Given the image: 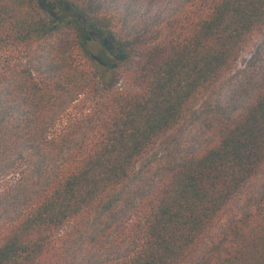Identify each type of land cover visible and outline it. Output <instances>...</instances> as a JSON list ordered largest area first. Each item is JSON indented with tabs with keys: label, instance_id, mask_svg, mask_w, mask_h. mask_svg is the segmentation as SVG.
Returning a JSON list of instances; mask_svg holds the SVG:
<instances>
[{
	"label": "trees",
	"instance_id": "1",
	"mask_svg": "<svg viewBox=\"0 0 264 264\" xmlns=\"http://www.w3.org/2000/svg\"><path fill=\"white\" fill-rule=\"evenodd\" d=\"M263 25L264 0H0V264H264V85L195 110Z\"/></svg>",
	"mask_w": 264,
	"mask_h": 264
},
{
	"label": "rangeland",
	"instance_id": "2",
	"mask_svg": "<svg viewBox=\"0 0 264 264\" xmlns=\"http://www.w3.org/2000/svg\"><path fill=\"white\" fill-rule=\"evenodd\" d=\"M162 11L161 5H156L151 8V12L147 17L148 23H155ZM21 55H9L5 57L1 63V68L5 69L12 66L21 59ZM74 62L83 65L82 59L75 57ZM79 66V65H78ZM264 85V25L258 29L241 51L233 69L210 91H208L197 104L195 110L198 112L205 111L218 98L222 99L226 94H229L232 99V110L237 109L231 114V118H236L242 111V104L251 100ZM73 103L66 114L58 122L56 129H61L66 126L71 120L77 118L81 112L92 113L96 111L98 105L96 101L89 97ZM95 113V112H94ZM216 117H212L211 121H215ZM186 124L182 125L180 130L168 135L167 138L157 142L149 152L144 156L141 163L153 161L160 157L163 153L166 142L170 137L178 134L180 131L187 129ZM197 133V132H196ZM254 191H260L259 186H256Z\"/></svg>",
	"mask_w": 264,
	"mask_h": 264
}]
</instances>
